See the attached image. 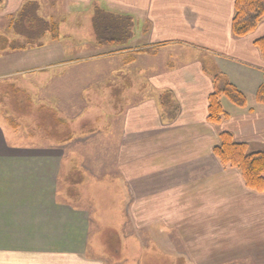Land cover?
I'll list each match as a JSON object with an SVG mask.
<instances>
[{"label":"crops","instance_id":"0c3cea01","mask_svg":"<svg viewBox=\"0 0 264 264\" xmlns=\"http://www.w3.org/2000/svg\"><path fill=\"white\" fill-rule=\"evenodd\" d=\"M235 1L2 0L0 264H264V193L214 155L223 132L264 150V20L235 37ZM98 12L132 19L126 46L99 41ZM217 77L254 99L222 100L213 125ZM107 91L119 110L101 114ZM115 197L117 230L100 210Z\"/></svg>","mask_w":264,"mask_h":264},{"label":"trees","instance_id":"16d2710c","mask_svg":"<svg viewBox=\"0 0 264 264\" xmlns=\"http://www.w3.org/2000/svg\"><path fill=\"white\" fill-rule=\"evenodd\" d=\"M1 3L2 0H0V5ZM25 14L26 12L23 13V16ZM32 14L27 16L31 22L36 19ZM131 20L130 17L98 12L94 21L99 41L110 47L126 46L133 35ZM263 20L264 0L235 1L232 23V33L235 37L242 38L252 34ZM41 25L40 29L43 27V24ZM31 27L35 30L38 29L34 26ZM51 29L54 30L53 27ZM255 46L264 57V37L257 40ZM221 81L222 79L217 77L215 90L209 97L208 120L213 125H219L229 116L222 106L223 97L240 108L247 105V98L242 91L225 81L219 85ZM257 100L264 105V85L258 90ZM214 155L223 166L239 170L249 189L264 193V150L251 153L246 144L237 143L231 133L223 132L220 134V144L214 149Z\"/></svg>","mask_w":264,"mask_h":264},{"label":"rangeland","instance_id":"374dc122","mask_svg":"<svg viewBox=\"0 0 264 264\" xmlns=\"http://www.w3.org/2000/svg\"><path fill=\"white\" fill-rule=\"evenodd\" d=\"M111 14H112V12H111ZM113 14H116V15H118V13H115V12H113ZM68 18H70V19H73V18H75V19H77V18H82V19H85V18H92L91 17V14H87V13H83V11L81 12V13H70V14H68ZM94 17V16H93ZM95 18V17H94ZM114 48H123V47H121V46H119V47H114ZM96 93V92H95ZM106 94H107V96H106V100H105V103H104V105H98V106H95L94 107V110H99V112L101 111V114L103 113V111H106L107 109H108V111H107V113H109L110 111H118L119 110V108L116 106V105H113V103H111V105H110V99L112 98V95H111V92L110 91H107L106 92ZM245 95V94H244ZM11 97H13L12 99L14 100V103H15V99H17V97H19V96H17L16 94H13V95H11ZM248 97V101H252L254 98L252 97V96H247ZM246 97V98H247ZM97 99V98H96ZM222 100H226L227 102H230L227 98H225V97H223L222 98ZM221 100V101H222ZM99 101V100H98ZM117 101H114V103H116ZM231 103V102H230ZM36 110H34V112L33 111H31L30 113V116H29V114H28V116L32 119L31 121H30V123H28V124H26V128L27 129H30V130H32V129H35V130H37L38 132H36L37 134L38 133H43L44 131H45V127H47L48 125L46 124V123H43L42 121H41V115L38 113L39 111V109H38V107H34ZM117 109V110H116ZM10 110H13V111H18V109H16L14 106H11L10 107ZM37 111V112H36ZM35 114H36V116H35ZM104 114V113H103ZM3 116V117H2ZM1 116V121H3V118H5V116L4 115H2ZM20 116V115H19ZM43 118V117H42ZM44 119V118H43ZM24 122H22V120H21V118L20 117H18V116H15L14 117V119L11 121V122H8V121H5V122H3V125H5V127L8 129L9 127H14V125L15 126H18V125H21V124H23ZM25 125V124H24ZM78 127H79V130H84V129H86V127H87V125L86 124H82V123H79L78 124ZM89 127H91L90 126V124H89ZM39 128H41V130H39ZM29 141H40V140H31V139H28ZM49 139H47V141H48ZM83 142H84V140H80L79 141V143L77 144V146H79V145H82L83 144ZM96 144H98V142H101V139H97L96 141ZM84 146V145H83ZM86 151H85V153L83 154V159H84V162L86 163L87 161H89V156H87L86 155ZM101 156L102 155H99L98 156V158H100L101 159ZM116 157V156H115ZM93 158H96L95 156L93 157ZM102 158H104L103 156H102ZM109 158H110V161H111V167L110 168H113V161L115 162L116 161V159L115 160H113V159H111V155L109 156ZM231 168V167H230ZM111 173H114V171L112 170V172ZM103 192L104 193H106V194H116V192H117V189L114 187V188H111V186L110 187H104L103 189ZM100 201V200H99ZM98 203V202H97ZM107 205H108V207H107ZM101 206V208H100V210H101V213L103 214V216L104 217H106V218H104V219H107V220H105V221H107V222H109V228L110 229H114V230H117L118 229V219H116V216H117V213H118V207H117V202H116V197H115V199H113L110 203H108V204H101L100 205ZM115 217V218H114ZM109 240H110V235L108 234V233H105L103 236H102V238H101V240L100 241H102V244L104 245V247H105V249H106V253H110L111 252V250H112V248H111V244H110V242H109ZM130 242H133V241H130ZM133 245V243H131L130 244V246H132Z\"/></svg>","mask_w":264,"mask_h":264}]
</instances>
